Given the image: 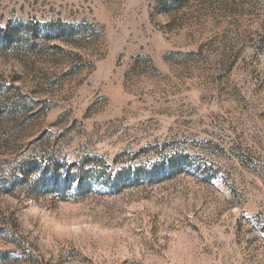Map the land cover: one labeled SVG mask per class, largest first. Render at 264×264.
<instances>
[{
  "label": "rangeland",
  "instance_id": "1",
  "mask_svg": "<svg viewBox=\"0 0 264 264\" xmlns=\"http://www.w3.org/2000/svg\"><path fill=\"white\" fill-rule=\"evenodd\" d=\"M0 264H264V0H0Z\"/></svg>",
  "mask_w": 264,
  "mask_h": 264
}]
</instances>
